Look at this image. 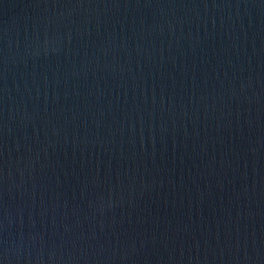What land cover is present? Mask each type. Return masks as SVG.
<instances>
[{
    "label": "water",
    "instance_id": "95a60500",
    "mask_svg": "<svg viewBox=\"0 0 264 264\" xmlns=\"http://www.w3.org/2000/svg\"><path fill=\"white\" fill-rule=\"evenodd\" d=\"M0 264H264V0H0Z\"/></svg>",
    "mask_w": 264,
    "mask_h": 264
}]
</instances>
